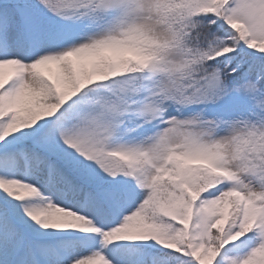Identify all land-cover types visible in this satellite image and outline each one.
<instances>
[{
	"label": "snow or ice",
	"instance_id": "obj_1",
	"mask_svg": "<svg viewBox=\"0 0 264 264\" xmlns=\"http://www.w3.org/2000/svg\"><path fill=\"white\" fill-rule=\"evenodd\" d=\"M0 264H264V0H0Z\"/></svg>",
	"mask_w": 264,
	"mask_h": 264
}]
</instances>
